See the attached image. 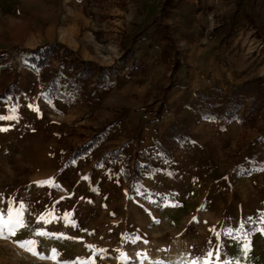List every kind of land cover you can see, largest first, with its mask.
<instances>
[{"label": "rangeland", "instance_id": "obj_1", "mask_svg": "<svg viewBox=\"0 0 264 264\" xmlns=\"http://www.w3.org/2000/svg\"><path fill=\"white\" fill-rule=\"evenodd\" d=\"M257 1L260 30L238 0H173L163 17L164 0H0V93L15 88L14 101L0 99V216L24 225L0 239V264H264V229L248 230L263 219L264 119L220 120L233 89L264 75ZM50 44L60 57L31 71L28 56ZM71 60L106 71L113 87L95 76L74 104L42 101L39 80L68 76ZM175 121L188 129L179 145ZM114 150L118 161H101ZM128 156L151 170L135 186Z\"/></svg>", "mask_w": 264, "mask_h": 264}, {"label": "trees", "instance_id": "obj_2", "mask_svg": "<svg viewBox=\"0 0 264 264\" xmlns=\"http://www.w3.org/2000/svg\"><path fill=\"white\" fill-rule=\"evenodd\" d=\"M237 3L241 9L244 7V5H246L248 8V10H241V15L244 17V19L251 25L257 27L259 30L260 28L262 29V26L258 27L261 19V13L256 8V6H258V4L260 5V3L257 0H238ZM173 6V0H164L160 9V16L163 17V15L168 13V11L173 8ZM222 31H227L225 26ZM136 41L137 40L135 37L130 41V47L124 54L126 59L133 57L134 53L131 51V49ZM58 49L59 47L57 44H50L44 47L36 48L26 60L28 64L27 67L35 73L37 72L38 68L46 69L51 58L57 59L60 57ZM3 60H5V55L2 54L0 55V62ZM174 63V69L182 66L178 60H176ZM69 65L72 71L69 72L68 76H63L58 71H54L50 72V79L47 82L39 80V97L42 101L50 103L52 99H56L58 101H62L66 105L74 104L83 97L84 88L86 87L87 83L95 76L101 80L102 87H113V84L107 80L106 71L99 70L97 72L92 66L84 62L79 63L77 60H71ZM76 70H79V72L73 73V71ZM60 79L63 81L62 85L59 82ZM14 95V86H9L2 93H0V99L5 101L9 100L12 102L14 101ZM164 107L166 106H162L161 108L164 109ZM154 117L156 118V115ZM206 118L211 119L210 117ZM260 119H264V75L251 81H245L239 87L234 88L226 99L224 112L220 117L221 122L224 123L225 126L230 125L233 121H237L240 124H254ZM119 124L120 119L115 118L102 126L89 141L72 151L69 162L72 163L87 156L102 142V140L112 131V129ZM172 126L170 140L176 141V143L179 145L184 141L185 138H188V129L184 122L179 121H175ZM260 132L259 140L264 142V126ZM170 140L167 139L166 141L169 142ZM155 150L159 151L161 154H165L167 151L162 145L159 144L155 145ZM121 154L122 152L119 150L106 152L103 154L101 161H118L121 157ZM142 155H144L143 152ZM121 160L126 166L123 173L124 180L133 186L140 182L142 171L147 173H150L151 171L148 166H143L140 164L139 156L122 157ZM243 174L248 175L249 172ZM142 195L145 196L147 193L143 192ZM151 198L154 199V205L162 204L165 201L161 197H157L155 195H152ZM262 216L263 219H261L260 222L250 226L248 230L255 231L257 228L264 229V212Z\"/></svg>", "mask_w": 264, "mask_h": 264}, {"label": "snow or ice", "instance_id": "obj_3", "mask_svg": "<svg viewBox=\"0 0 264 264\" xmlns=\"http://www.w3.org/2000/svg\"><path fill=\"white\" fill-rule=\"evenodd\" d=\"M23 227V222L20 219L15 218L11 214L7 219H5L3 216H0V239H11L12 237H15L18 233V230ZM15 242L17 246L31 252L33 255L38 254L35 250V241L17 240Z\"/></svg>", "mask_w": 264, "mask_h": 264}]
</instances>
